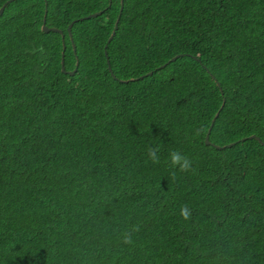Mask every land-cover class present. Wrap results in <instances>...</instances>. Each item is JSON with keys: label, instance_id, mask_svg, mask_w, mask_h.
<instances>
[{"label": "trees", "instance_id": "trees-1", "mask_svg": "<svg viewBox=\"0 0 264 264\" xmlns=\"http://www.w3.org/2000/svg\"><path fill=\"white\" fill-rule=\"evenodd\" d=\"M120 10L0 16V264H264V0H124L115 77Z\"/></svg>", "mask_w": 264, "mask_h": 264}, {"label": "clouds", "instance_id": "clouds-1", "mask_svg": "<svg viewBox=\"0 0 264 264\" xmlns=\"http://www.w3.org/2000/svg\"><path fill=\"white\" fill-rule=\"evenodd\" d=\"M160 151L159 146L155 148H148V159L154 163L158 164L160 162V156L158 155ZM167 164L174 170L179 172H190L192 171V160L182 151L171 149L168 153ZM180 215L183 219L187 220L191 217V209L188 205H183L180 208ZM139 225H132L129 229L125 230L121 235V241L124 244H132L133 238L132 234L139 232Z\"/></svg>", "mask_w": 264, "mask_h": 264}, {"label": "water", "instance_id": "water-1", "mask_svg": "<svg viewBox=\"0 0 264 264\" xmlns=\"http://www.w3.org/2000/svg\"><path fill=\"white\" fill-rule=\"evenodd\" d=\"M11 1H12V0H8V2H5V3L3 4V6L0 8V16L3 14L4 9H5V7L7 6V4H8L9 2H11ZM123 8H124V0H121V10H120L119 16H118L117 21H116V24H115V29H114V31L112 32L111 36L109 37V39H108V41H107V44H106V46H105V48H106V55H107V58H108L109 70H110V72L113 74V76H115V75H114V71H113V69H112V66H111V64H110V60H109L108 52H107V47H108L109 43L111 42V40L114 38V36H115V34H116V30H117V28H118V23H119V20H120V18H121V15H122ZM101 13H103V10H100V11H98V12H94V13H92V14H89V15H87V16H85V17H81V18H79V19L95 17V16H97V15H100ZM79 19H75L73 22L70 23V25H69V27H68V30H69V32H70L71 37H72V27H73L74 23H75L77 20H79ZM45 21H46V18H45ZM42 27H43V30H44L45 32L57 31V32L62 33L63 38L65 37V35H64V33H63V30H61V29H59V28L48 27L47 24H46V22H44V24H43ZM65 49H66V44H65V42H64V51H63V55H62V69H63L64 72H67V70H66V63H65ZM180 56H181V54H177V55H175V56L172 57L169 61H167V63L163 64L161 67L166 66L168 63H170L171 61L176 60V59H177L178 57H180ZM77 65H79V61H78ZM76 71H77V68H75V69H74L73 71H71L70 73H71V74H75ZM148 74H149V75H150V74H153V71H150L149 73H146L145 75L142 76V78H143L144 76H147ZM115 77H116V76H115ZM131 80H137V78H135V79H131ZM121 81L128 82L129 80H121ZM217 83H218V85L220 86V82L217 81ZM220 87H221V86H220ZM221 90H222V92H223V89H222V88H221ZM225 100H226V99H224V103H225ZM224 103L222 104L220 110L216 113V116L213 118V120H212V122H211V125H210L209 130H208L207 135H206V143H207V144H210V143H211V141H210V133H211L212 128H213V126H214V124H215L216 118L219 116L220 111H221L222 108L224 107ZM255 137H257V136H256V135H250V136H249V138H255ZM258 138H259V137H258ZM246 139H247V137H243L241 140H246ZM235 143H236V142H232V143H229V144H227V145H225V146H220V145H218V144H215V146H216L217 148H221V147H226V146H232V145H234Z\"/></svg>", "mask_w": 264, "mask_h": 264}, {"label": "bare ground", "instance_id": "bare-ground-1", "mask_svg": "<svg viewBox=\"0 0 264 264\" xmlns=\"http://www.w3.org/2000/svg\"><path fill=\"white\" fill-rule=\"evenodd\" d=\"M12 1H14V0H12ZM12 1H11V2H12ZM7 2H8V1H7ZM11 2H9V3H11ZM9 3H8V4H9ZM8 4H7V5H8ZM6 7H7V6H6ZM6 7H5V8H6ZM4 10H5V9H4ZM3 13H4V12H3Z\"/></svg>", "mask_w": 264, "mask_h": 264}]
</instances>
